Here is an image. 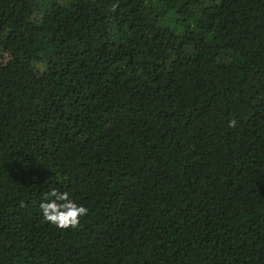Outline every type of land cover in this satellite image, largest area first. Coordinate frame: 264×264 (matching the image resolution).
<instances>
[{"label":"trees","instance_id":"obj_1","mask_svg":"<svg viewBox=\"0 0 264 264\" xmlns=\"http://www.w3.org/2000/svg\"><path fill=\"white\" fill-rule=\"evenodd\" d=\"M0 264H264V0H0Z\"/></svg>","mask_w":264,"mask_h":264},{"label":"clouds","instance_id":"obj_2","mask_svg":"<svg viewBox=\"0 0 264 264\" xmlns=\"http://www.w3.org/2000/svg\"><path fill=\"white\" fill-rule=\"evenodd\" d=\"M117 5L113 6V10ZM236 120L229 122V127L236 126ZM44 221L50 222L60 229H78L81 226V218L89 214V209L75 202L67 191L61 192L53 188L45 193L43 202L40 203Z\"/></svg>","mask_w":264,"mask_h":264}]
</instances>
